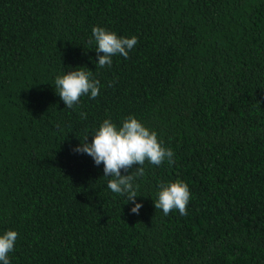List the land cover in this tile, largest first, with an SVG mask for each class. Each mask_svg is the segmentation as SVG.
Segmentation results:
<instances>
[{"label": "trees", "instance_id": "trees-1", "mask_svg": "<svg viewBox=\"0 0 264 264\" xmlns=\"http://www.w3.org/2000/svg\"><path fill=\"white\" fill-rule=\"evenodd\" d=\"M94 26L139 42L101 68ZM77 68L100 94L69 109L54 81ZM130 115L175 154L143 165L138 215L102 163L73 151ZM176 180L187 215L165 216L153 202ZM8 230L10 264H264V0H0Z\"/></svg>", "mask_w": 264, "mask_h": 264}, {"label": "clouds", "instance_id": "clouds-1", "mask_svg": "<svg viewBox=\"0 0 264 264\" xmlns=\"http://www.w3.org/2000/svg\"><path fill=\"white\" fill-rule=\"evenodd\" d=\"M92 37L97 45V64L103 68L111 67L112 57L116 55L128 58L129 51L138 44L136 36L122 37L115 32L99 26L92 28ZM56 93L63 101L65 107L73 109L80 103L82 96L95 99L100 94L99 81L92 78L90 70L68 71L57 76L54 81ZM81 118L86 119L87 114L80 113ZM88 136L83 143L73 149L76 153L90 156L96 166L103 164V173L106 177H112L107 182V188L115 194L126 196V203L131 202L132 214H139L141 203L136 202L138 185L134 184L137 177L144 175L143 165L148 163L160 166L165 160L171 165L174 161V152L165 148L158 140L157 133L149 130L134 116H128L122 121V126H117L110 119H105L99 128ZM135 166V167H134ZM135 168V172H129ZM121 170L126 175L121 174ZM191 198L188 185L182 180L161 184L154 203L155 209H160L167 216L173 210H178L181 216L187 215V205ZM18 233L8 230L0 235V262L10 264L8 254L14 250Z\"/></svg>", "mask_w": 264, "mask_h": 264}]
</instances>
